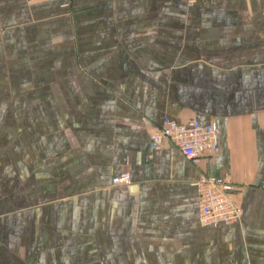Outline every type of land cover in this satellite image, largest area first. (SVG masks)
Masks as SVG:
<instances>
[{
  "label": "crops",
  "instance_id": "0c3cea01",
  "mask_svg": "<svg viewBox=\"0 0 264 264\" xmlns=\"http://www.w3.org/2000/svg\"><path fill=\"white\" fill-rule=\"evenodd\" d=\"M193 117L198 165L148 147ZM204 175L239 220L199 222ZM229 263L264 264V0H0V264Z\"/></svg>",
  "mask_w": 264,
  "mask_h": 264
},
{
  "label": "built area",
  "instance_id": "2783aa9c",
  "mask_svg": "<svg viewBox=\"0 0 264 264\" xmlns=\"http://www.w3.org/2000/svg\"><path fill=\"white\" fill-rule=\"evenodd\" d=\"M193 3L197 0H187ZM170 142L192 164L217 150L216 130L212 124H201L196 118L180 123L164 119L159 126L149 132L147 145L150 149H159L164 142ZM113 185L128 186L131 183L129 173L122 172L111 178ZM198 194L199 222L202 225L230 224L241 217L239 206L227 193L230 183L225 178L201 176L195 183ZM237 264V263H229Z\"/></svg>",
  "mask_w": 264,
  "mask_h": 264
},
{
  "label": "rangeland",
  "instance_id": "374dc122",
  "mask_svg": "<svg viewBox=\"0 0 264 264\" xmlns=\"http://www.w3.org/2000/svg\"><path fill=\"white\" fill-rule=\"evenodd\" d=\"M114 177V176H113Z\"/></svg>",
  "mask_w": 264,
  "mask_h": 264
}]
</instances>
